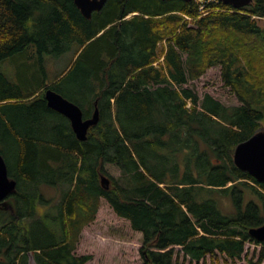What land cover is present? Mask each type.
I'll return each mask as SVG.
<instances>
[{
	"label": "trees",
	"instance_id": "trees-1",
	"mask_svg": "<svg viewBox=\"0 0 264 264\" xmlns=\"http://www.w3.org/2000/svg\"><path fill=\"white\" fill-rule=\"evenodd\" d=\"M260 19L264 0H108L91 18L73 0H0V64L21 53L35 75L36 55L74 51L53 80L26 91L0 70V147L16 180L0 202V264H28L31 252L36 264H84L91 256L74 250L101 198L142 234L143 264H175L176 245L190 261L240 259L248 229L264 221V183L232 158L264 129ZM214 65L241 104L187 86ZM47 85L88 95L85 118L98 108L85 140L47 105ZM44 185L60 199L45 198ZM248 189L261 201L245 202ZM218 196L234 211L222 212ZM263 258L264 246L255 264Z\"/></svg>",
	"mask_w": 264,
	"mask_h": 264
},
{
	"label": "rangeland",
	"instance_id": "rangeland-1",
	"mask_svg": "<svg viewBox=\"0 0 264 264\" xmlns=\"http://www.w3.org/2000/svg\"><path fill=\"white\" fill-rule=\"evenodd\" d=\"M131 15L133 13L128 15V17ZM259 24L264 25V19H260ZM73 52L72 46V48L62 51L59 49V52H45L38 57L36 55L35 75L30 74L27 59L21 53L14 54L12 57L2 61L0 70L13 83L18 84L26 91L36 87L38 82L42 80L47 82L53 80L73 60ZM220 71V65L211 66L199 78L190 80L187 86L193 87L200 98L205 93H209L225 105L241 104L233 90L224 84ZM68 77L67 75L65 79L67 80ZM63 93L65 98L78 105L81 103L80 105L83 108L88 103V95H79L77 92L69 89L65 90V88ZM80 97L86 103L82 102ZM0 152L4 158L8 156L4 147H0ZM105 168L114 177L120 175V169L113 164H105ZM251 183L254 184L253 182ZM42 190L45 198L58 201L61 197L59 187L44 185ZM250 199L261 201L258 196L253 195L248 189L245 193V202ZM218 201L222 212L230 213L234 211L233 204L228 197L218 196ZM41 211L42 209H40ZM141 246L142 234L133 230L127 219L117 216L108 202L101 198L94 220L81 228L74 252L79 255L89 254L91 256L84 264H143V259L140 255ZM263 246L262 243L247 241L244 244V251L240 259L235 262H224L222 255H218L215 261L218 260L221 264H255ZM180 248L181 246L178 245L174 247V252L176 253L173 260L175 264H210L212 262V258L208 255L199 261H190L189 257L184 256L182 251L179 252ZM28 257V264H36L32 252L28 254ZM260 264H264V258Z\"/></svg>",
	"mask_w": 264,
	"mask_h": 264
},
{
	"label": "water",
	"instance_id": "water-1",
	"mask_svg": "<svg viewBox=\"0 0 264 264\" xmlns=\"http://www.w3.org/2000/svg\"><path fill=\"white\" fill-rule=\"evenodd\" d=\"M218 1L229 3L234 8H240L253 0ZM73 2L84 17L90 18L92 12L100 10L106 0H73ZM44 98L50 108L64 115L69 120L72 130L79 140H85L89 127L98 122V108L94 109L90 117L84 118L83 111L79 105L51 89L48 85L44 89ZM232 158L236 167L249 173L258 182L264 183V129L237 143L234 147ZM100 181L104 187H108L109 178L106 175H101ZM15 187L16 180L9 177L5 159L0 154V202L4 201ZM248 233L257 240L264 241V222L249 228Z\"/></svg>",
	"mask_w": 264,
	"mask_h": 264
},
{
	"label": "flooded vegetation",
	"instance_id": "flooded-vegetation-1",
	"mask_svg": "<svg viewBox=\"0 0 264 264\" xmlns=\"http://www.w3.org/2000/svg\"><path fill=\"white\" fill-rule=\"evenodd\" d=\"M107 1H108V0H106V2L104 3V5L102 6L101 9L104 8V6H105V4L107 3ZM101 9H100V10H97V11H93L92 14H93L94 12H100ZM80 13H81V12H80ZM91 17H92V16H91ZM91 17H90V18H91ZM45 88H46V87H45ZM84 118H85V117H84ZM263 222H264V221H263ZM261 224H262V223H261ZM249 235H250V234H249ZM249 238L251 239L250 241H253V242H256V241H257L256 243H262V244L264 243V241L257 240L255 237H253V236H251V235H250Z\"/></svg>",
	"mask_w": 264,
	"mask_h": 264
},
{
	"label": "built area",
	"instance_id": "built-area-1",
	"mask_svg": "<svg viewBox=\"0 0 264 264\" xmlns=\"http://www.w3.org/2000/svg\"><path fill=\"white\" fill-rule=\"evenodd\" d=\"M197 1L200 3V2H203V1H205V0H197ZM199 9L201 10V12H202V14H203V13H204V4H203V3L200 4Z\"/></svg>",
	"mask_w": 264,
	"mask_h": 264
},
{
	"label": "bare ground",
	"instance_id": "bare-ground-1",
	"mask_svg": "<svg viewBox=\"0 0 264 264\" xmlns=\"http://www.w3.org/2000/svg\"><path fill=\"white\" fill-rule=\"evenodd\" d=\"M29 49V48H28ZM89 117V116H88ZM239 169V168H238ZM242 171V170H241Z\"/></svg>",
	"mask_w": 264,
	"mask_h": 264
}]
</instances>
